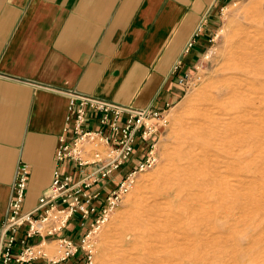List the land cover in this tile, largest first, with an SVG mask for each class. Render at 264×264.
Wrapping results in <instances>:
<instances>
[{
	"label": "crops",
	"instance_id": "obj_1",
	"mask_svg": "<svg viewBox=\"0 0 264 264\" xmlns=\"http://www.w3.org/2000/svg\"><path fill=\"white\" fill-rule=\"evenodd\" d=\"M225 2L0 0V235L18 165L30 170L25 210L35 208L52 182L69 99L40 85L167 109L180 100L179 78L199 56ZM144 156L138 145L127 164L94 187L102 191L98 204ZM84 231L72 223L66 233Z\"/></svg>",
	"mask_w": 264,
	"mask_h": 264
},
{
	"label": "bare ground",
	"instance_id": "obj_2",
	"mask_svg": "<svg viewBox=\"0 0 264 264\" xmlns=\"http://www.w3.org/2000/svg\"><path fill=\"white\" fill-rule=\"evenodd\" d=\"M261 24L264 25V16ZM252 36L255 35L242 29L231 37L224 75L202 94L199 103L196 102L187 114L183 123L184 140L175 151L178 160L167 174L163 188L155 194L154 204L160 207L159 211L145 208V216L136 220L135 229L124 238L136 244L135 250L130 249L133 262L141 257L137 253L141 245H151L145 242L144 235L160 237L164 234L162 231L168 232L175 227L180 231V224L185 223L181 240L194 245L179 247L177 264H264V245L260 249L264 241V168L255 171L252 164L233 165L240 162L243 152L254 151L257 162L264 160V150L256 153L264 142L260 108L264 95L259 94L257 85L264 84V42L258 44ZM248 46H252L255 53L247 52ZM258 65L262 66V75L251 80L249 73L252 71L248 67ZM247 81L254 87L247 97L251 106L240 100ZM220 155H229L230 159L223 166L215 165V172L227 177L228 173L239 176L241 170L252 171L261 179L256 182L258 185L246 186L238 180L233 188L232 183L225 184L223 180L210 184L198 180V175L208 170L209 160L215 158L218 162ZM209 169L211 172V167ZM190 186L197 190L190 192ZM204 197L214 198V202L208 200L200 204L198 200ZM233 199L238 205L246 204L240 208V212L247 211L245 217L234 215L235 206L228 207ZM146 200L152 202V195ZM150 224L157 232L149 231ZM260 228H263L261 233H257ZM247 231L250 235L248 233L244 239ZM168 239L175 238L170 234ZM160 264L171 263L164 260Z\"/></svg>",
	"mask_w": 264,
	"mask_h": 264
},
{
	"label": "built area",
	"instance_id": "obj_3",
	"mask_svg": "<svg viewBox=\"0 0 264 264\" xmlns=\"http://www.w3.org/2000/svg\"><path fill=\"white\" fill-rule=\"evenodd\" d=\"M192 46L190 40L185 52ZM180 64L179 60L174 69ZM187 79L185 72L179 84L184 85ZM40 86L69 99L67 124L56 148L52 182L32 210L24 209L29 165H18L1 228L0 264H58L72 258L92 264L91 235L120 206L135 183L136 173L155 163L154 139L168 122V108L138 107L73 88ZM138 145L145 150L144 158L107 192L104 203L98 204L102 191L94 187L127 164ZM72 223L85 231L78 237L67 234Z\"/></svg>",
	"mask_w": 264,
	"mask_h": 264
},
{
	"label": "rangeland",
	"instance_id": "obj_4",
	"mask_svg": "<svg viewBox=\"0 0 264 264\" xmlns=\"http://www.w3.org/2000/svg\"><path fill=\"white\" fill-rule=\"evenodd\" d=\"M263 16L264 0H227V2L219 8L215 23L213 24V30L210 32L205 46L202 48L199 56L196 57L193 64L190 65V68L186 70L188 79L187 82L182 85L180 100L176 104L171 105L165 112L168 117V122L160 131L159 136L154 139L155 163L146 170L136 173L135 183L130 191L124 195L120 206L111 212L109 216L100 223L99 228L91 235V239L94 243L92 264H160L164 260L171 264H177L179 258L176 259V251L180 246L183 248V245L188 243L187 241L183 242L181 240L183 237L182 232L186 230L185 223L180 224L182 225L180 231L178 227H175L168 232L162 231L164 234L160 237L151 236L149 234L144 235L143 239H145V242L149 241L151 245H141L140 251L137 252L141 257L135 262L131 259L130 249L135 250L134 245L136 244L130 241L128 242V239L124 238L135 229V225L137 224L136 220L145 216V208L151 207V212L153 210L159 211L160 207L154 204L156 202L155 194L157 190L163 188L167 174L178 160L175 151L181 146L184 140V120L187 114L194 108V105L199 103V98L202 97V94L205 91H209L212 84L224 75V62H226V52L228 46H230L229 42L231 41V37L239 30L243 29L246 33L254 34L255 36H252V39L256 38L258 44L264 42V25L261 24ZM246 37L247 34L245 38ZM247 52L255 53L252 46L247 47ZM250 61L251 60H249L248 63ZM248 68L252 71L249 73L251 80L256 75L258 77L262 75V66H249ZM227 71L228 69L225 73ZM243 77L247 76L244 75ZM245 83V94L243 97H240V100L247 102V97L250 96L254 87L251 85L250 81ZM257 85L258 92H260L259 94L264 95V84ZM247 103L246 105H250V102ZM260 108L264 119V103L261 104ZM260 145L256 153L261 149L264 150V142L260 143ZM250 146H252V144H250ZM254 153V151L248 153L243 152L240 157V162H234L233 165L243 167L244 164H252L255 171H257L258 168H264V160L257 162ZM217 159L218 162L215 158L209 160L208 164H210L209 168L211 167V172L208 168V170L198 175V180L201 179V182L206 184L223 180L225 184L232 183L233 188L238 180H240V184L252 187L257 186L258 184H256V182L261 180L257 177L258 174L246 170H241L239 176L230 175L228 173L227 177H222L214 171V166L217 164L222 166L227 164L226 161L230 159V156L220 155ZM239 163L240 165H238ZM188 190L193 192L197 189L190 186ZM150 195L153 197L152 202L146 200ZM208 200L214 202V198L205 197L198 200V202L201 204L203 202L206 203ZM227 205L228 207H236L233 211L235 216L239 218L246 216L247 211L240 212V208L246 205L245 203L238 205L236 199H233L229 201ZM240 226L244 227V224L241 223ZM148 228L151 232H157L153 224H150ZM262 229L263 228L258 229L257 233H261ZM248 233L250 235V231L244 234V239L247 238ZM170 234H172L175 239H168ZM189 245L192 246L194 244ZM263 245L264 241L261 243L260 249L263 248ZM214 249H216V247ZM76 264L85 263L81 262Z\"/></svg>",
	"mask_w": 264,
	"mask_h": 264
}]
</instances>
